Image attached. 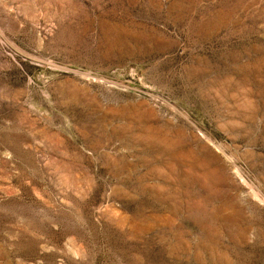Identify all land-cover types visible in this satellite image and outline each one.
<instances>
[{"label": "rangeland", "instance_id": "1", "mask_svg": "<svg viewBox=\"0 0 264 264\" xmlns=\"http://www.w3.org/2000/svg\"><path fill=\"white\" fill-rule=\"evenodd\" d=\"M0 264H264V0H0Z\"/></svg>", "mask_w": 264, "mask_h": 264}]
</instances>
